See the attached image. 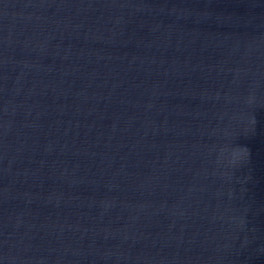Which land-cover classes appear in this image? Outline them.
Returning a JSON list of instances; mask_svg holds the SVG:
<instances>
[{
	"label": "water",
	"instance_id": "95a60500",
	"mask_svg": "<svg viewBox=\"0 0 264 264\" xmlns=\"http://www.w3.org/2000/svg\"><path fill=\"white\" fill-rule=\"evenodd\" d=\"M0 264H264V0H0Z\"/></svg>",
	"mask_w": 264,
	"mask_h": 264
}]
</instances>
